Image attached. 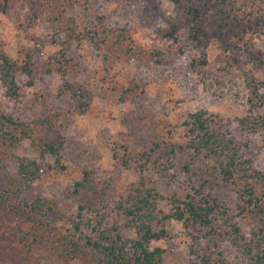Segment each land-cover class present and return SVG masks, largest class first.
Listing matches in <instances>:
<instances>
[{
    "label": "rangeland",
    "instance_id": "obj_1",
    "mask_svg": "<svg viewBox=\"0 0 264 264\" xmlns=\"http://www.w3.org/2000/svg\"><path fill=\"white\" fill-rule=\"evenodd\" d=\"M64 4V15L73 18L77 32L83 34L100 23L108 29H123L129 33L136 52L118 61L106 74L100 51L86 38L68 41L64 33L56 35L44 18L31 27L21 28L27 11L24 2H16L7 12H0V50L21 59L20 51L29 49L36 67L40 68L45 66L49 54L67 45L66 54L74 64L68 78L91 92L89 108L78 112L67 96L57 95L62 79L58 73L38 72L31 86L25 85L24 76H18L21 86L18 100H9L0 82L1 111L27 121L52 114L56 119L53 126L65 139L60 151L63 168L53 156H40L28 140L20 143L15 154L37 160L46 174L11 199L12 202L44 198L51 206L44 216L50 230L71 233L76 238L90 234L96 215L101 213L106 217L105 222L115 219L122 225L123 219L114 204L129 183L144 175L149 186L161 195L158 206L167 212L172 197L184 199L192 192V186L198 185L195 176L189 177L182 171L190 154L187 150L171 152L157 148L152 157L164 167L158 170L148 164L142 172L130 157H137L161 142L164 146V141L183 145L187 140L183 120L198 110L215 119L230 137L241 143L243 157L249 158L255 168L264 170V132L254 133L240 125L249 107L243 86L244 73L249 69L259 77L264 73L252 68L244 58L239 63L232 60L214 39L206 48L207 64L192 67L199 50L184 37L183 15L174 0H65ZM172 23L178 25L181 35L175 42L163 36ZM252 43L253 48L264 53V33L254 35ZM110 77L123 85L135 81L144 92L119 101V92L112 90ZM259 112L260 109L252 111ZM126 156L128 160L124 163L122 159ZM199 164V161L193 162V170ZM9 169L17 171L15 157L11 158ZM84 170L90 171L105 202L85 206L81 211L83 222L76 229L79 209L73 186L82 179ZM204 188L217 197L221 207H226L230 219L240 225L248 240L249 226L246 217L235 207V193L226 187L220 188L215 182L206 183ZM223 219L224 215L217 209L213 222L219 226ZM165 226L167 235L151 243L163 250V264H203L201 256L205 253L227 264H254L244 252L243 242L234 243L223 230L215 232L213 245L198 225L185 227L171 219ZM28 228L29 223L22 216H12L0 206V264H81L79 259L54 254L48 244L29 247L21 238ZM123 232L127 237L133 236L130 229L123 228Z\"/></svg>",
    "mask_w": 264,
    "mask_h": 264
},
{
    "label": "trees",
    "instance_id": "obj_2",
    "mask_svg": "<svg viewBox=\"0 0 264 264\" xmlns=\"http://www.w3.org/2000/svg\"><path fill=\"white\" fill-rule=\"evenodd\" d=\"M64 1L0 0V12H7L16 2H24L27 11L21 28L31 27L44 18L56 35L64 33L68 41L86 38L100 51L106 74L118 61L136 52L129 33L123 29H108L100 23L83 34L77 32L73 18L64 15ZM174 3L183 15L186 41L199 50V56L191 62L192 67L207 64L206 48L214 39L232 60L239 63L244 58L252 64V68L264 73V53L253 48L252 43L254 35L264 33V0H245L244 3H236L235 0H174ZM255 3L259 7L254 6ZM163 36L178 41L181 36L178 25L172 23ZM52 42L56 43L54 40ZM20 52L21 59H15L0 50V82L9 100H18L21 96L18 76H24L27 79L25 85L31 86L38 72H54L62 78L57 95L67 96L78 112L89 108L91 92L68 78L74 64L66 54L67 45L49 54L45 66L40 68L36 67L29 49ZM139 53L145 54L143 51ZM254 72L249 69L244 73L243 86L249 107L247 114L240 119V125L257 133L264 132V76L259 77ZM106 78L104 76L103 80L106 81ZM109 80L113 85L112 90L119 92V101L135 98L144 92L135 81L123 85L112 77ZM254 109L261 112L252 113ZM55 122L52 114L27 121L0 110V206L12 216H22L29 223L28 231L21 235L29 247L48 244L54 254L65 259H79L81 264H163V250L159 246H151V243L164 238L167 235L166 223L175 219L185 227L191 224L200 226L213 245L216 242L215 232L225 231L234 243L243 242V250L254 264H264V170L255 168L249 158L243 157L241 143L230 137L210 115L201 110L187 115L182 124L187 137L183 145L164 141V146L161 142L137 157H130L139 166L140 172L148 164L160 170L164 165L160 166L153 159L155 149L162 147L171 152L187 150L189 162L183 164L182 171L198 180V185L192 186L191 193H187L184 199L172 197L171 207L165 212L158 206L161 195L149 186L144 175H140L137 181L129 183L119 193L114 204L123 219L122 225L115 219L111 223L105 222L106 217L101 213L96 215L91 225L92 232L76 238L71 233H60L54 228L50 230L44 216L51 206L44 198L38 196L24 203L11 201L46 174L37 160L15 154L24 139L40 156H53L59 167L63 168L60 151L65 139L53 126ZM13 157L17 160L16 172L9 169ZM127 160L126 156L122 162L126 163ZM196 161L200 164L197 170H193V162ZM209 182L235 193V207L246 217L249 226L248 240H245L240 225L230 219L226 207H221L217 197L205 191L204 186ZM73 193L77 196L79 209V220L75 224L77 229L83 222V208L104 203L105 200L104 194L98 192L93 183L89 170L82 172V179L73 186ZM217 209L224 215L223 223L219 226L212 220ZM123 228L132 230L133 236L127 237ZM201 258L203 264H227L207 253Z\"/></svg>",
    "mask_w": 264,
    "mask_h": 264
}]
</instances>
